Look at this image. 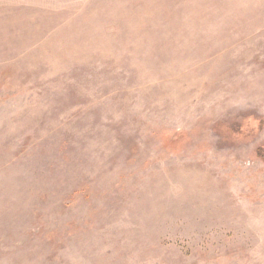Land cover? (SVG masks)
I'll use <instances>...</instances> for the list:
<instances>
[{"label": "rangeland", "instance_id": "374dc122", "mask_svg": "<svg viewBox=\"0 0 264 264\" xmlns=\"http://www.w3.org/2000/svg\"><path fill=\"white\" fill-rule=\"evenodd\" d=\"M0 264H264V0H0Z\"/></svg>", "mask_w": 264, "mask_h": 264}]
</instances>
